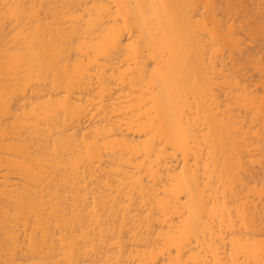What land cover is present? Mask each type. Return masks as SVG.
<instances>
[{
    "label": "bare ground",
    "instance_id": "1",
    "mask_svg": "<svg viewBox=\"0 0 264 264\" xmlns=\"http://www.w3.org/2000/svg\"><path fill=\"white\" fill-rule=\"evenodd\" d=\"M262 26L264 0H0V264H264Z\"/></svg>",
    "mask_w": 264,
    "mask_h": 264
},
{
    "label": "snow or ice",
    "instance_id": "2",
    "mask_svg": "<svg viewBox=\"0 0 264 264\" xmlns=\"http://www.w3.org/2000/svg\"><path fill=\"white\" fill-rule=\"evenodd\" d=\"M20 8L21 6L19 4H5L3 8L5 20L7 21L8 18H12L13 20H15L20 14ZM262 31H264V26H262Z\"/></svg>",
    "mask_w": 264,
    "mask_h": 264
}]
</instances>
